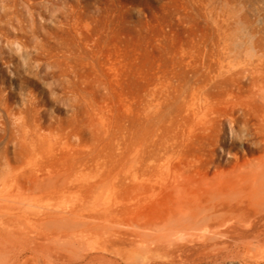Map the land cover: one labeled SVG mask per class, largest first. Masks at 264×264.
I'll list each match as a JSON object with an SVG mask.
<instances>
[{
  "label": "rangeland",
  "instance_id": "obj_1",
  "mask_svg": "<svg viewBox=\"0 0 264 264\" xmlns=\"http://www.w3.org/2000/svg\"><path fill=\"white\" fill-rule=\"evenodd\" d=\"M223 1L0 0L1 213L119 236L33 219L34 260L264 264V0Z\"/></svg>",
  "mask_w": 264,
  "mask_h": 264
},
{
  "label": "bare ground",
  "instance_id": "obj_2",
  "mask_svg": "<svg viewBox=\"0 0 264 264\" xmlns=\"http://www.w3.org/2000/svg\"><path fill=\"white\" fill-rule=\"evenodd\" d=\"M223 2L226 3L225 0ZM260 46L263 47L262 45ZM253 47L255 46L252 45V50ZM256 51H252V52H256ZM248 55H249V57L247 58L248 64L246 65L247 68H245L244 66L242 70L244 71L248 69L246 70V72L248 71L247 73H249V76L253 80V86L257 88L256 89L257 97L264 105V59L259 53L257 55L255 53ZM262 55L264 57V54ZM3 164H5V162L1 158L0 166H2ZM1 170L2 169L0 167V175H2ZM21 187H22V183L20 181V178L17 176L0 177V208L4 200L3 199L4 197L2 196L4 194L3 191H5L7 188L19 189ZM104 214L107 215L106 213ZM33 219H46L48 223L56 225L55 231L60 234H75L76 232L78 234H94L98 231H104V232H108L115 238L117 236L113 231H111L109 225L106 224L108 220L105 218H101L100 216H97L91 221L88 220L75 221L65 211L49 208V210L47 211H43V212L35 211L33 213H29V211L23 210L17 213L15 216L11 218H7V216L5 214H2L0 210V249L6 250L7 247L13 249L18 247L20 249L19 253L21 254V256H23L21 264H45L43 261H40L38 259L34 260V255L36 254L37 250L35 249V247H32V245L28 242V236H27L28 225L33 223L32 222ZM80 225H82V228H80L81 230L78 229L77 231L76 228ZM132 234L136 238L140 237V234L138 232H134ZM27 253H31V255H27ZM68 255L72 256V254L70 253H68ZM113 255L119 257L121 254L119 252H114ZM56 256H57L56 259L60 261L61 264L66 263L65 262L67 260L65 258L66 256L62 254H57ZM104 260L105 258L102 255L100 256L89 255V259L86 264H103Z\"/></svg>",
  "mask_w": 264,
  "mask_h": 264
}]
</instances>
